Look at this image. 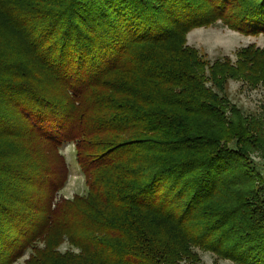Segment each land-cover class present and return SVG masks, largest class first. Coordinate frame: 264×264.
<instances>
[{
  "label": "trees",
  "instance_id": "1",
  "mask_svg": "<svg viewBox=\"0 0 264 264\" xmlns=\"http://www.w3.org/2000/svg\"><path fill=\"white\" fill-rule=\"evenodd\" d=\"M218 23L263 34L264 0H0V264L81 200L93 247L49 264H181L196 249L264 264V116L227 91L264 87V48L211 61L187 44ZM68 144L89 188L74 200L60 196Z\"/></svg>",
  "mask_w": 264,
  "mask_h": 264
},
{
  "label": "rangeland",
  "instance_id": "2",
  "mask_svg": "<svg viewBox=\"0 0 264 264\" xmlns=\"http://www.w3.org/2000/svg\"><path fill=\"white\" fill-rule=\"evenodd\" d=\"M187 44L198 49L211 61L217 58L230 57L235 62L237 51L248 45L264 48V33L257 36L243 35L218 23L208 28H197L191 31L187 36ZM227 91L230 101L239 106L245 115L264 116V87H254L233 79L229 81ZM62 151L70 167V176L67 186L60 192V196L67 200L87 196L89 188L76 161L74 146L68 144ZM252 159L253 165L264 175V158L254 155ZM108 181L106 180L105 183ZM96 190L100 191V186H97ZM85 207L86 204L82 200L76 201L74 205L69 204L57 216L58 221L61 217L66 219L56 226L48 227L46 230H51V232H45L37 241L32 242L23 256L12 264H49L57 255L70 257L88 252L87 248L93 247L90 242V235L94 232L95 227L84 215L83 209ZM150 222L154 228L161 226V221L155 218H152ZM154 238L157 239V236ZM154 242L159 244V242L163 243L164 241L156 240ZM196 250L199 254L197 261H182L181 264H237L220 258L211 252ZM34 254L38 256L33 257ZM88 260L83 259L80 262Z\"/></svg>",
  "mask_w": 264,
  "mask_h": 264
}]
</instances>
